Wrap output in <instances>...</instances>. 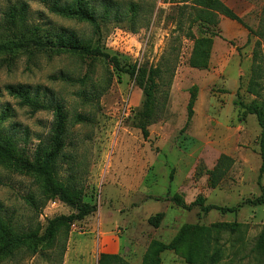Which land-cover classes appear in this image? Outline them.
I'll list each match as a JSON object with an SVG mask.
<instances>
[{
	"label": "rangeland",
	"instance_id": "rangeland-1",
	"mask_svg": "<svg viewBox=\"0 0 264 264\" xmlns=\"http://www.w3.org/2000/svg\"><path fill=\"white\" fill-rule=\"evenodd\" d=\"M220 1L239 21L219 19L208 68L197 70L189 67L194 41L187 30L195 39L199 34L185 10L191 4L182 0H90L99 16L110 6L108 19L99 20L98 34L87 23L49 15L38 0H0V20L9 6L25 2L26 25L39 26L41 36L56 29L72 32L83 44L116 58L123 72L134 68L137 76L144 69H159L162 62L175 65L170 76L155 81V117L145 140L138 129L143 122L142 91L134 78L105 61L65 52L0 57V115L10 110L0 122V136L11 139L18 159L31 161L46 147L52 113H31L4 88L47 90L48 99L60 101L67 113L57 179L80 191L82 203L95 209L68 233L59 229L35 254L22 248L1 258L0 264H97L101 254L142 264L151 241L168 244L184 225L231 223L248 231L236 244L222 234V256H216L214 264H253L249 252L264 226V204L245 206L235 214L204 215L197 207L185 210L173 201L189 206L201 196L207 206L234 208L261 195L260 128L256 118L234 102L249 105L255 99L246 88L253 55L264 50V0ZM4 34L0 31V40ZM59 75L76 83L53 81ZM216 169L218 181L212 188L209 172ZM260 185L264 188V176ZM29 197L44 200L41 184L0 165V220L13 231L41 235L49 220L76 214L57 200L47 201L37 213L28 206ZM157 214L163 218L154 229L148 220ZM102 235L113 238L104 240L101 250ZM161 264L187 263L184 252H166ZM195 264L208 263L201 258Z\"/></svg>",
	"mask_w": 264,
	"mask_h": 264
},
{
	"label": "trees",
	"instance_id": "trees-1",
	"mask_svg": "<svg viewBox=\"0 0 264 264\" xmlns=\"http://www.w3.org/2000/svg\"><path fill=\"white\" fill-rule=\"evenodd\" d=\"M49 15L62 18H71L79 22L87 23L94 28L96 34L99 33V20L108 19L110 6L104 8L101 16L90 3V0H38ZM182 3L191 4V7L185 6L189 10V23L194 25L199 38L195 39V34L191 29L187 30V37L194 41L193 51L189 67L197 70H206L209 65L210 53L212 50V38L218 37L217 28L221 17L239 21L234 13L228 9L220 0H182ZM29 14V7L25 2H17L9 6L2 14L0 20V31L5 32V38L0 40V57L6 56L15 58L20 54L32 56L34 53L41 52H65L70 54L82 55L92 59H101L109 64L113 69L122 72L134 78L139 90L142 91L143 100V122L138 126L143 139L148 138L147 128L155 117V105L153 95L157 88L156 80L161 79L165 74L171 75L175 70L173 64L169 61L162 62L159 69L143 70L136 76V70H123L120 68L118 60L101 52L98 47L91 44H83L77 36L63 29H56L45 36L40 35L39 26L26 25ZM264 40V35H262ZM264 43V42H263ZM264 50L262 55L254 53L253 65L250 71L246 93L255 99L249 105L239 101L234 102V106L245 114L254 116L260 128L259 135V178L258 186L261 195L254 200H245L234 208H220L206 205L204 198L199 196L191 205L173 200L176 206L191 210L197 207L204 215L211 211H217L222 215L235 214L241 208L256 207L264 204V188L260 185V180L264 176ZM138 77V78H137ZM146 79V81H145ZM53 81L62 83H76V80L68 76L59 75L53 78ZM7 94L18 100L21 107L28 108L31 113L51 112L53 116L52 127L48 144L44 148L36 151L34 158L18 159L15 157L11 139L0 136V165L10 167L15 172L30 175L41 184L42 197L44 200H35L34 197L27 199L28 206L37 213L44 208L49 200L58 202L73 209L76 214L70 217H59L49 220L41 235L37 233L20 234L11 229V227L0 220V259L11 256L13 252L22 248L28 249L35 254L40 247L51 243L57 231L61 228L68 233L69 228L75 222H81L86 217L95 213L93 207L82 203V193L63 184L57 179L56 163L61 157L64 149V135L67 122V113L61 102L48 99V91L39 89L32 91L24 86H7L4 88ZM195 88L190 93L188 103V115L191 116V108L195 100ZM10 110L6 108L0 115V122L8 118ZM218 181L217 169L209 172V184L212 188L216 187ZM163 218L162 214H157L149 218L148 225L157 229ZM248 228L245 225L215 224L210 227L197 225L182 226L172 241L163 244L158 241H151L142 264H161V256L166 252L181 253L187 264H195L197 260L204 259L208 264L215 263V257L222 256V247L220 238L222 234H227L232 244H236V239L240 234L247 233ZM240 238H238L239 240ZM241 245L245 243L241 240ZM233 248L234 245H231ZM239 250H236V253ZM249 259L253 264H264V226L255 239L254 246L249 252ZM97 264H127L120 257L115 255L101 254Z\"/></svg>",
	"mask_w": 264,
	"mask_h": 264
},
{
	"label": "crops",
	"instance_id": "crops-1",
	"mask_svg": "<svg viewBox=\"0 0 264 264\" xmlns=\"http://www.w3.org/2000/svg\"><path fill=\"white\" fill-rule=\"evenodd\" d=\"M111 238H113V236H103L102 235V239L98 243L100 245L99 247L101 250L103 249V247L101 245L104 243V240H111ZM106 255H109V254H106Z\"/></svg>",
	"mask_w": 264,
	"mask_h": 264
}]
</instances>
